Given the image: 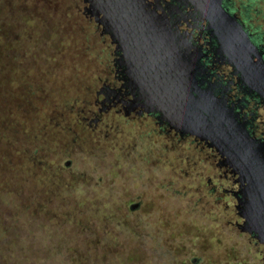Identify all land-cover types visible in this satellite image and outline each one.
Returning <instances> with one entry per match:
<instances>
[{"label": "rangeland", "instance_id": "rangeland-1", "mask_svg": "<svg viewBox=\"0 0 264 264\" xmlns=\"http://www.w3.org/2000/svg\"><path fill=\"white\" fill-rule=\"evenodd\" d=\"M119 1L0 0L4 264H264L254 192L216 135L239 126L264 166L246 127L249 112L264 122V94L241 67L264 72L247 24L264 36V0H219L243 55L193 4L138 0L162 59L144 67L114 31Z\"/></svg>", "mask_w": 264, "mask_h": 264}, {"label": "water", "instance_id": "water-1", "mask_svg": "<svg viewBox=\"0 0 264 264\" xmlns=\"http://www.w3.org/2000/svg\"><path fill=\"white\" fill-rule=\"evenodd\" d=\"M176 1L177 0H171L170 3H174ZM184 2L193 4L202 12L205 11L209 20L213 23L215 29L219 31V33L229 31L230 34L226 39L224 38V46H226L227 49H232V51L238 50V52L243 55L241 45H244L245 48H250L252 45L248 36L235 21L233 16L224 9L219 0H184ZM114 5L115 18H117L118 21L117 24H115L117 29L114 31H116V33L122 32V34L125 35L126 42L128 43V47L130 49L129 52H131V54L134 56V61L137 62V66L144 67L147 64H150L152 62V58L162 60L157 55V52H159L157 49L160 45V37H157L156 32H154L151 28H148L147 25L150 21L146 18V12L141 3L138 0H121L118 2V4L115 3ZM241 58L242 56L238 54L237 63L240 66L241 64L239 62L241 61ZM135 62L132 64V67H134ZM158 62L157 64L155 63V66L159 65ZM125 64L130 65L129 62H126ZM242 64V70L245 71L246 75L248 74L249 78L251 77L256 91H258V93L261 92L264 94V76H262L264 74L263 70L253 69L252 67L245 68L243 61ZM137 72L141 71L138 70ZM130 74L134 76V71H132ZM187 74L189 76V72H187ZM191 75L192 74H190V76ZM161 89L162 90L160 94L162 95V98L165 97L167 101L171 94L170 88L168 86H162ZM174 98L175 97L173 96L172 101L169 104L176 105L178 110L179 106L177 103L179 104V101L176 103ZM210 102L218 105L217 101L210 100ZM232 115L233 113L229 112L226 120L229 122L230 127L232 126V128H235L238 126V124H235V122L230 119L232 118ZM230 120L232 122H230ZM238 127L232 132L233 136H229L230 134L227 132L225 133L226 135L228 134L227 137L220 133H217L216 135L218 139L223 142L222 144L230 149L233 154H235L237 158L235 159H239L237 163L241 168L244 169V172L248 177L247 181L249 182V186H251L250 188L254 192V207H256L255 211H258L259 221L261 222V226L258 228V231L264 238V171L262 172L264 166L258 165L261 156L252 151V156L249 155V158L242 156L240 146H242L241 144L245 145L246 141H244V139H246L245 136L247 135L243 134V132L239 130ZM260 163L262 164V162Z\"/></svg>", "mask_w": 264, "mask_h": 264}, {"label": "flooded vegetation", "instance_id": "flooded-vegetation-1", "mask_svg": "<svg viewBox=\"0 0 264 264\" xmlns=\"http://www.w3.org/2000/svg\"><path fill=\"white\" fill-rule=\"evenodd\" d=\"M233 2L231 1V0H226V2H225V6H226V8L228 9V10H230V11H232V7H233ZM249 12H250V10L249 9H246L245 10V12L243 13L242 12V14L245 16V15H247L248 17H249ZM250 22H247V24H248V26H249V30L250 31H253L254 33V40H255V42H257L259 45H261V47H262V50L264 51V36L262 35V33L261 32H259V31H255V29H253V28H251V26H250V24H249ZM217 91V93H220V91L219 90H216ZM216 93V94H217ZM220 96V95H219ZM248 103L250 104V105H252V101H250V99H249V102L247 101V102H245V101H243V102H236L235 103V106L238 104L239 106H240V108H242V110L243 109H247V110H249V106H248ZM229 104V103H228ZM230 104L231 105H233L234 103L233 102H230ZM256 109V107H253V109H252V111H254ZM236 113V112H235ZM237 114V113H236ZM248 115V119H250L248 122H247V128H248V130H249V132H253L254 133V131H257V132H259V133H262L263 135H264V122L262 123V122H260V121H258L257 119H255L256 118V116L255 117H252L251 118V115H250V112L247 114ZM240 116H242L241 115V113H240Z\"/></svg>", "mask_w": 264, "mask_h": 264}, {"label": "trees", "instance_id": "trees-1", "mask_svg": "<svg viewBox=\"0 0 264 264\" xmlns=\"http://www.w3.org/2000/svg\"><path fill=\"white\" fill-rule=\"evenodd\" d=\"M1 253H2V252L0 251V264H4V263H6V262H5V259H6V258L4 259V257L1 255ZM14 253H16V252H14Z\"/></svg>", "mask_w": 264, "mask_h": 264}]
</instances>
